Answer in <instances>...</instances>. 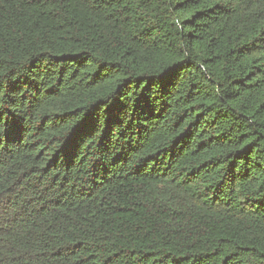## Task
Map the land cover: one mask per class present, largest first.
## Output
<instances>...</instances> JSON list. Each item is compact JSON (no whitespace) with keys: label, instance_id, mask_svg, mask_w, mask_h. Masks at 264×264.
I'll return each mask as SVG.
<instances>
[{"label":"trees","instance_id":"obj_1","mask_svg":"<svg viewBox=\"0 0 264 264\" xmlns=\"http://www.w3.org/2000/svg\"><path fill=\"white\" fill-rule=\"evenodd\" d=\"M0 264H264V0H0Z\"/></svg>","mask_w":264,"mask_h":264}]
</instances>
